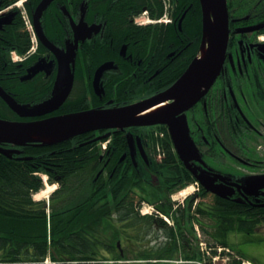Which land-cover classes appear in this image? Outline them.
Here are the masks:
<instances>
[{
    "label": "flooded vegetation",
    "instance_id": "1",
    "mask_svg": "<svg viewBox=\"0 0 264 264\" xmlns=\"http://www.w3.org/2000/svg\"><path fill=\"white\" fill-rule=\"evenodd\" d=\"M6 1L0 0V88L18 105L36 109L51 103L63 90L58 84L62 81L61 64L72 75L63 104L35 120L89 109L125 107L146 100L169 88L184 71L182 68L186 69L199 54V48L194 52L196 37H181L179 22L191 7L182 11L181 0H168L171 21L165 26H172L173 34L168 41L162 39L169 44L147 45L120 29L122 19L136 26L137 16L151 14L144 5L134 15L135 10L127 6L130 0H21L31 21V32L25 28L18 8L4 11ZM45 1L47 5L39 7ZM226 9L229 32L221 72L204 95L183 113L199 159L189 164L196 174L217 176L212 186L220 188V193L205 191L197 184V196L209 197L210 214L215 203L237 204L250 213L243 216V223L259 227L264 226V189L255 186L260 182L257 179L264 178V157L256 156L255 149H261L260 141H264V0H226ZM11 51L23 59L12 60ZM105 63L111 66L102 73L100 93H96L95 73ZM24 91L32 92L36 100L27 95L20 97ZM66 104L70 111L63 112ZM101 134L89 133L91 138L79 143L73 137L66 142L68 149L76 145L96 148L94 139ZM83 135L86 133L76 137ZM110 135L109 179L118 181L124 176L129 180L125 189L115 184V210L127 211L137 201L177 216L179 208L172 195L182 183H193L195 179L183 172L179 157L173 153L167 126L129 127L111 130ZM119 136L124 139L121 149L117 147ZM167 149L171 153L168 159ZM49 171L60 179L54 167ZM106 175L107 172L102 174ZM135 176L140 177L131 180ZM157 236L152 232L148 238L156 240ZM126 240L133 244L135 238L132 235Z\"/></svg>",
    "mask_w": 264,
    "mask_h": 264
},
{
    "label": "trees",
    "instance_id": "2",
    "mask_svg": "<svg viewBox=\"0 0 264 264\" xmlns=\"http://www.w3.org/2000/svg\"><path fill=\"white\" fill-rule=\"evenodd\" d=\"M13 1L15 0H7L5 5ZM144 5L150 9V17L157 19L161 16L162 6L157 0H130L127 4L135 10L134 15L140 13L139 6ZM189 5L191 7L181 23V37H196V52L200 41V8L198 0H181L182 11ZM120 23L121 31L131 32L134 40H139L143 45L155 42L169 44L167 41L173 34L172 26L137 27L127 24V19H122ZM162 37L167 41L164 42ZM32 94L24 91L19 96L31 97ZM68 111L70 110L66 104L63 112ZM0 118L20 120L1 100ZM88 135L77 137L80 140L77 143L91 138ZM116 138L117 147L121 149L124 139L120 136ZM6 148L13 152L9 153V156L0 154V264H43L47 259L54 264H90L103 260L104 253L112 254L114 259H120L119 255H115V238L120 236L121 232L126 233L132 223H135L134 226L140 224L142 217L137 212L116 211L113 207L116 199V194L113 193L115 184L119 183L116 188L125 189L129 180L124 176L119 177L118 181L109 179L112 160L104 168L107 175L95 179L94 173L102 163L104 164V161H98L97 147L76 145L74 149H68L67 143L63 142L50 147L28 144L22 148ZM165 152L167 159L171 157L168 149ZM107 158L111 159L110 153ZM53 167L60 179L54 178L49 171ZM37 173L47 175L50 184L57 183L59 186L51 195L48 207L44 201L36 202L32 199L43 186L41 179L35 175ZM138 178L135 176L131 180ZM181 186H184V183ZM191 207L192 202L188 203L186 219L185 210L180 211L179 217L175 218L178 229L167 227L161 220L149 217L150 226L157 224L159 230L164 228V234L172 241L165 247H157L153 252L145 250V259L159 260L178 251H181L185 260L200 258L197 252L188 251V242H173L177 235L184 234L183 228L187 223L188 232L193 233L190 224L193 216L189 214ZM195 213L199 216L197 221L201 230L209 234L215 244L229 246V233L252 234L254 230V223H243L241 220L250 213L247 214L243 207L237 204L215 203L212 214L208 212L206 204H199Z\"/></svg>",
    "mask_w": 264,
    "mask_h": 264
},
{
    "label": "water",
    "instance_id": "3",
    "mask_svg": "<svg viewBox=\"0 0 264 264\" xmlns=\"http://www.w3.org/2000/svg\"><path fill=\"white\" fill-rule=\"evenodd\" d=\"M199 4L202 18L199 54L168 90L149 100L122 108L87 110L28 122L0 119V145L23 147L30 143H39L42 146H49L91 131L166 125L179 158L193 172L188 161L198 160L197 150L189 138L187 121L183 113L204 95L219 76L225 59L229 32L226 0H199ZM46 5L47 1L39 7L43 8ZM110 66L107 63L97 69L93 81L96 93H100L98 85L102 73ZM66 68L61 64L59 69V81H62L58 84L64 87L63 90L51 103H45L43 107L30 109L20 106L1 88L0 98L20 118L50 114L63 104L70 90L72 75ZM168 101L172 102L167 104ZM163 103L166 105L155 114L143 116L147 111ZM107 136L109 134L99 139ZM47 138L55 140L45 142ZM10 152L0 148V153L5 156H9ZM195 176L206 190L220 193V188L212 186L217 176L203 172ZM257 180L260 182L255 187L264 188V178Z\"/></svg>",
    "mask_w": 264,
    "mask_h": 264
},
{
    "label": "rangeland",
    "instance_id": "4",
    "mask_svg": "<svg viewBox=\"0 0 264 264\" xmlns=\"http://www.w3.org/2000/svg\"><path fill=\"white\" fill-rule=\"evenodd\" d=\"M137 21L140 23H145L147 20H146L144 15H141ZM263 135H264V131H263ZM261 141H263V140H261ZM261 141H260V143L262 145V148L261 149L256 148L255 151L257 152L256 156L260 155V157H264V141L263 142H261ZM252 147H255V146H252ZM43 180L46 184H45V187L42 188L43 190H41L39 193H41L42 191H45L48 187L49 188L53 187L54 191L58 190V188H59L58 185H56L54 183L50 184L48 182V179H46V177H44V176H43ZM53 192H51L50 194L48 193V194H45L44 196H42L40 198V201L44 200L46 202V205H47L50 202V196ZM39 193H37V194H39ZM177 194H178V191L172 195L173 196V203L175 205L177 204V202H182V200H183L182 195H177ZM36 195L33 198L34 200H36L35 199ZM176 199L178 200L177 202H175ZM197 202H198V204H201L202 202L209 203V197L199 198L197 200ZM183 203L185 204V202H183ZM134 204L135 205L137 204L136 208H138L139 210H142L143 213L152 214L153 216L155 215V213L153 212L150 205H148L146 203L139 205L138 202H136ZM164 220L165 219H163V221ZM171 224H173V223L171 222ZM256 231L258 233H254L252 235H244L243 233L229 234L228 241H229V244H231V246H233L234 248L237 247L239 249L249 250V253H247V254L252 256V258L255 261H257L259 264H264V226L261 225L258 229H256ZM140 237H142V235ZM202 238H206L205 235L204 236L202 235ZM160 240L162 241V238ZM149 241H150V239H146L145 241H143L142 245L143 246L145 245L144 247H147L150 252H153L154 249H152V248H157V247L155 246V243H153V242L151 244H149ZM142 245H139L140 248H137L136 246L132 247L130 244H128L122 240L121 245H120V250L122 252L123 259H126L123 263L126 264L128 262L130 264H149L145 260L135 261L137 259L136 256L139 255V251H142L145 249V248L141 249ZM175 255H176L175 257H171V258H173L174 261H178L179 258H181V256L178 254H175ZM167 258H169V257H167ZM149 262H150V264L151 263L155 264L154 261H149ZM48 263L50 264L49 261H46V263H44V264H48Z\"/></svg>",
    "mask_w": 264,
    "mask_h": 264
},
{
    "label": "bare ground",
    "instance_id": "5",
    "mask_svg": "<svg viewBox=\"0 0 264 264\" xmlns=\"http://www.w3.org/2000/svg\"><path fill=\"white\" fill-rule=\"evenodd\" d=\"M8 106V105H7ZM161 108H163V106L162 107H157V108H154V109H152V110H150V111H148V112H146L143 116H150L151 114H155L156 112H158L159 110H161ZM9 121V120H8ZM11 122H15V121H11ZM55 139H50V138H47V139H45V142H52V141H54ZM30 145H33V146H39V147H41L42 146V144H39V143H30ZM26 146V145H25ZM54 191V188L53 187H51V188H47L45 191H42L41 193H39V194H37L36 195V201H38V200H40V198L42 197V196H44L45 194H50L51 192H53Z\"/></svg>",
    "mask_w": 264,
    "mask_h": 264
},
{
    "label": "crops",
    "instance_id": "6",
    "mask_svg": "<svg viewBox=\"0 0 264 264\" xmlns=\"http://www.w3.org/2000/svg\"><path fill=\"white\" fill-rule=\"evenodd\" d=\"M237 250V254H239V256H241L244 260L253 262L254 264H259L257 261H255L252 256H250L249 254V250H244V249H239L236 247L235 251ZM253 254V253H252Z\"/></svg>",
    "mask_w": 264,
    "mask_h": 264
},
{
    "label": "built area",
    "instance_id": "7",
    "mask_svg": "<svg viewBox=\"0 0 264 264\" xmlns=\"http://www.w3.org/2000/svg\"><path fill=\"white\" fill-rule=\"evenodd\" d=\"M221 249H219V251H220ZM214 259H218V257H216V258H214ZM229 260V258L228 257H225V258H223L222 259V262H223V264H226V262Z\"/></svg>",
    "mask_w": 264,
    "mask_h": 264
}]
</instances>
